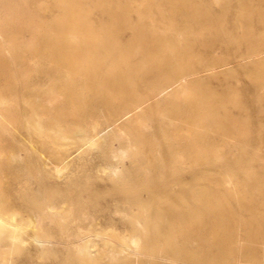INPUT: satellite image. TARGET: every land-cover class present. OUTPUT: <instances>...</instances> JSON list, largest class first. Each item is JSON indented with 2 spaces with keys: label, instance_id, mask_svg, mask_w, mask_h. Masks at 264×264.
Listing matches in <instances>:
<instances>
[{
  "label": "rangeland",
  "instance_id": "1",
  "mask_svg": "<svg viewBox=\"0 0 264 264\" xmlns=\"http://www.w3.org/2000/svg\"><path fill=\"white\" fill-rule=\"evenodd\" d=\"M7 1H18L37 20L45 22L34 29L40 33H53L57 26L52 21L63 12L52 5L53 0ZM82 1L77 14L103 37L96 40L103 69L116 70L114 64L119 60L107 54L105 44H132L128 65L136 68L145 59L141 47L149 43L151 36L159 37L155 41L157 52L163 54L170 48L183 64L193 68L201 70L205 62H226L223 73L200 74L205 76L210 90L218 94L215 98L223 100L214 107L227 108L245 121L244 134L229 143L222 139L209 142L203 136L204 150L191 148L183 161L173 159L161 136V113L169 107L159 100L164 94L153 95V73L135 70L125 72L122 81L126 91L146 100L153 155L134 153L117 140L109 141L107 132L102 131L96 142L70 148L67 165L56 171L46 163L47 151L37 144V138L11 124L5 129L0 124V139L5 147L0 156V205L27 223L13 241L0 231V259L5 254L8 264H132L135 259H139L137 264L142 259L143 264H165L166 259L186 264L174 246L175 239L179 242L181 236L171 235L169 224L193 217L203 220L204 227L209 228L208 201L216 207V215L226 218L230 212L241 222L240 237L255 242L264 239V89L256 88L251 77L253 65L240 55L247 43L257 39L236 45L225 36L239 35L243 28H249L254 37L264 34V18L259 17L264 15V0H195L197 6L192 5L193 0ZM208 11L216 20L209 19ZM5 13L0 6V15ZM16 38L17 43H26L22 32ZM109 51L117 53L119 49L115 46ZM13 73L9 75L17 74L19 78L16 85L27 91L43 89L50 83L49 73L40 66ZM229 94L239 104L230 101ZM180 144L187 147L185 140ZM235 193L243 195V205L238 204ZM137 216L145 227L143 234L134 221ZM35 231L47 234V242L35 240ZM141 236L145 239L138 250L133 240ZM188 239L183 240L180 254L191 259L209 252L208 241H204L205 248H194ZM151 252L152 259L147 257Z\"/></svg>",
  "mask_w": 264,
  "mask_h": 264
},
{
  "label": "bare ground",
  "instance_id": "2",
  "mask_svg": "<svg viewBox=\"0 0 264 264\" xmlns=\"http://www.w3.org/2000/svg\"><path fill=\"white\" fill-rule=\"evenodd\" d=\"M80 2L81 0H53L52 5L61 8L63 12L54 17L52 25L57 27L53 33L48 34L34 31L45 25V22L37 20L28 9L17 4L18 1L12 3L0 0V6L6 10L4 15H0V83L3 85L0 86L4 88L0 90V124L4 129L11 124L27 135L37 138V144L47 151L46 163L51 164L54 170L59 171L67 165L66 157L70 148L96 142L102 131L107 132L109 141L117 140L124 148H129L134 153L145 151L149 156L153 155L154 141L149 139L148 135L151 126L146 100L126 91L122 81L125 79V72L134 70L143 74L153 73V95L158 97L164 94L159 100L169 107L161 113V136L168 144L173 159L183 161L185 153L191 148L199 152L204 150L203 136H206L209 142L222 139L229 143L235 142L244 134L245 121L227 108L214 107L222 104L223 100L215 98L218 94L210 90L205 76L200 74L201 71H208L207 75L223 73L227 70L226 62H205L201 70L193 68L189 64H183L178 54L170 48L163 54L157 52L155 41L159 37L151 36L149 43L141 47L145 59L141 60V64L136 68L128 65V57L132 56L129 50L133 47L132 44H105L107 54L117 56L119 60L114 64L117 66L116 70L111 67L103 69L96 44V40L103 37L84 17L77 14ZM192 5L197 6L195 0ZM43 6L46 7L45 4ZM202 7L206 5L203 4ZM208 14L210 20H216L209 11ZM246 14L245 17L248 16ZM259 17L262 19L264 15L260 14ZM139 28L144 32L141 26ZM18 32L23 33L26 43L16 42ZM225 36L232 38L236 45L240 41L257 39L255 43H247V49L240 55L244 61L249 60L253 65L251 77L256 83V88L260 91L264 89V34L254 37L249 28H243L239 35ZM115 46L119 51L110 52L109 49L112 50ZM38 66L50 75V83L43 89L24 90L16 85L19 79L17 74L14 77L9 75L10 72L36 70ZM12 94L14 98L10 97ZM262 94L264 96V91ZM229 95V100L233 101L232 94ZM234 103L239 104V101ZM151 134L153 136V133ZM181 140L187 142V147H181ZM2 141L0 139V156L5 150ZM224 181L230 182L228 179ZM261 188L264 190V187ZM234 195L238 204L243 205V195ZM205 205L211 213L209 228L204 227L203 220L193 217L170 222L171 235L181 236L179 242L176 239L174 241L178 256L187 261L186 264H264V239L255 242L240 237V221L230 212L226 218L216 215V207L210 201L205 202ZM9 219H15V222ZM134 221L139 231L145 233L141 218L137 216ZM26 224L15 212H8L0 205V231L5 232L10 240L19 238ZM187 237L194 248H205L204 241H208L209 252L191 259L186 254H180L183 240ZM34 239L47 242L48 235L35 231ZM144 239L145 236H141L138 240H133L136 249H141ZM149 254L147 257L152 259V252ZM7 259L9 261L3 254L0 264H8ZM135 260L132 264L139 263V259ZM140 263L143 264L144 259ZM164 263L174 264L168 259Z\"/></svg>",
  "mask_w": 264,
  "mask_h": 264
}]
</instances>
